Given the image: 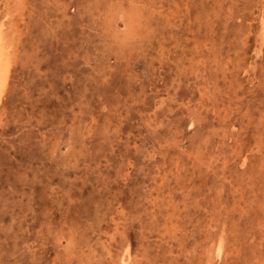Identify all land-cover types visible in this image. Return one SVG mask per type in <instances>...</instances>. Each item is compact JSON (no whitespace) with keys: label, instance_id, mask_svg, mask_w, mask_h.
I'll return each instance as SVG.
<instances>
[{"label":"rangeland","instance_id":"rangeland-1","mask_svg":"<svg viewBox=\"0 0 264 264\" xmlns=\"http://www.w3.org/2000/svg\"><path fill=\"white\" fill-rule=\"evenodd\" d=\"M15 2L0 264H264V0Z\"/></svg>","mask_w":264,"mask_h":264},{"label":"bare ground","instance_id":"bare-ground-1","mask_svg":"<svg viewBox=\"0 0 264 264\" xmlns=\"http://www.w3.org/2000/svg\"><path fill=\"white\" fill-rule=\"evenodd\" d=\"M14 2H15V0H14ZM16 2H18V0L16 1ZM16 2H15V4H16ZM1 4V3H0ZM8 4H10V3H8ZM19 4V3H18ZM3 6V5H2ZM261 7V6H260ZM263 7V6H262ZM15 8V7H14ZM0 10H1V8H0ZM13 12H15V11H13ZM10 13V12H9ZM259 14V13H258ZM259 15H261V14H259ZM2 17V16H1ZM258 18V17H257ZM12 19H13V17H12ZM262 20H264V19H262ZM1 21H2V19H1ZM256 23V22H255ZM264 24V23H263ZM262 27V26H261ZM260 27V28H261ZM263 28V27H262ZM260 30V29H259ZM247 32H249V31H247ZM261 32V31H260ZM251 33V32H250ZM263 33V32H262ZM7 34H9V33H7ZM255 34H257V33H255ZM9 36V35H8ZM15 36V35H14ZM255 36V35H254ZM259 36V35H258ZM258 36H255V37H258ZM1 37H0V45L2 44V42H1ZM259 40H260V38H258ZM13 46V45H12ZM257 48V47H256ZM12 49V48H11ZM5 52H6V50H4ZM3 51V52H4ZM0 54H2V51L0 52ZM254 54V53H253ZM11 55V54H10ZM2 56H3V54H2ZM4 57V56H3ZM9 57H11V56H9ZM259 57V56H258ZM261 57V56H260ZM254 59V58H253ZM6 60V59H5ZM258 60V59H257ZM249 62V61H248ZM250 65V64H249ZM254 69V68H253ZM6 72V71H5ZM5 72H4V74H3V76L2 77H0V84H2V83H5V76H6V74H5ZM255 76V75H254ZM7 78V77H6ZM217 193V192H216ZM218 205V204H217ZM117 230V229H116ZM111 232V231H110ZM121 237V236H120ZM108 238V237H107ZM218 239V238H217ZM219 241V240H218ZM220 245V244H219ZM104 248V247H103ZM125 248V247H124ZM125 250H127V249H125ZM126 252V251H125ZM215 252V251H214ZM216 254H217V252H216ZM215 254V255H216ZM132 256V255H131ZM127 257V256H126ZM129 258H130V256H129ZM134 258V257H133ZM132 258V259H133ZM134 260V259H133ZM121 262V261H120ZM123 264V263H122Z\"/></svg>","mask_w":264,"mask_h":264},{"label":"snow or ice","instance_id":"snow-or-ice-1","mask_svg":"<svg viewBox=\"0 0 264 264\" xmlns=\"http://www.w3.org/2000/svg\"><path fill=\"white\" fill-rule=\"evenodd\" d=\"M127 3L131 4L132 0H127ZM12 65L10 62L5 63L2 54H0V77L3 76L5 71H9Z\"/></svg>","mask_w":264,"mask_h":264}]
</instances>
